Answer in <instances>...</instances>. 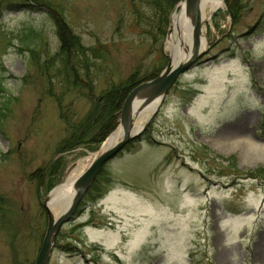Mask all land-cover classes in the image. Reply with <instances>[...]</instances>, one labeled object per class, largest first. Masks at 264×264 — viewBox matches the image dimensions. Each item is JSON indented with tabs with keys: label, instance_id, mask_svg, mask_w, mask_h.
Instances as JSON below:
<instances>
[{
	"label": "rangeland",
	"instance_id": "obj_1",
	"mask_svg": "<svg viewBox=\"0 0 264 264\" xmlns=\"http://www.w3.org/2000/svg\"><path fill=\"white\" fill-rule=\"evenodd\" d=\"M51 1L0 0V264H35L47 200L100 150L122 107L98 144L104 122L64 148L72 125L110 85L154 79L171 56L172 14L160 51L136 18L150 9L132 0ZM223 4L205 16V54L98 172L49 264H264V0ZM53 15L98 50L94 85L62 81Z\"/></svg>",
	"mask_w": 264,
	"mask_h": 264
},
{
	"label": "trees",
	"instance_id": "obj_2",
	"mask_svg": "<svg viewBox=\"0 0 264 264\" xmlns=\"http://www.w3.org/2000/svg\"><path fill=\"white\" fill-rule=\"evenodd\" d=\"M133 2L145 6L150 9L151 15L146 16L144 12L137 10L136 18L138 20H146L153 39V44L158 50L162 51V45L169 26L170 15L174 8L181 0H132ZM38 5H43L46 9H55L51 0H33ZM232 7V6H231ZM230 7L232 15L236 10ZM58 28V36L60 39L59 50L56 52V61L61 64L62 81L71 87L80 88L82 83L88 79L93 84V69L98 70L95 63L99 57L98 50L93 47H85L81 38L76 35L64 18L53 15ZM33 55L35 50L32 51ZM160 66L157 69L162 70L167 63V57L162 52ZM162 68V69H161ZM159 71V70H155ZM92 76V78H91ZM158 75H155L156 77ZM152 78V77H151ZM146 78L137 75H131L124 83L110 85L101 97L98 99L95 109L92 110L91 118L88 117L84 122L72 125L73 130L61 142L64 148H74L84 143L86 138L92 137L95 133L97 124L107 125L103 128L100 138L96 143L103 141L107 135L116 128L119 119V110L123 108V104L129 93L138 83ZM94 85V84H93ZM92 85V87H94ZM70 123V122H69ZM71 129V126H69ZM87 142V141H86ZM89 191L87 192V195Z\"/></svg>",
	"mask_w": 264,
	"mask_h": 264
},
{
	"label": "water",
	"instance_id": "obj_3",
	"mask_svg": "<svg viewBox=\"0 0 264 264\" xmlns=\"http://www.w3.org/2000/svg\"><path fill=\"white\" fill-rule=\"evenodd\" d=\"M186 0H181L175 7L172 12L176 11L178 5ZM224 1V0H222ZM193 2V20H194V28H193V37H192V48L190 53L181 60L179 63L174 65L172 63V59L170 56V61L163 70V72L156 78L145 81L137 85L133 90L129 93L126 98L123 108H122V116H121V124L123 126V134L122 137L114 143H109L106 146H101V150L99 155L92 161L86 172L80 178V185L75 195L73 196L71 202L67 206V208L62 212L61 215L55 217L53 212L48 208L47 202L45 204L46 213L48 217V224L46 233L38 253L35 264H49V259L54 247V243L59 231L62 229L63 225L68 222L74 214L76 213L80 202L85 196L88 189L92 186L96 175L101 170V168L112 158H114L118 153H120L130 141L135 139L140 135L141 131L146 128L147 125H144L139 132L135 133V117L137 114L135 108V102L143 95L145 92L151 89H163L162 96L160 101L154 108V114L151 117L150 121L153 119L159 108L161 107L163 100L171 88V86L177 81V79L189 70L193 65L196 64L197 61L202 58L205 54L206 50L199 51L200 42L202 39V24H201V10H200V2L201 0H192ZM172 21V16H171ZM171 33V29L169 30V34ZM138 110V109H137ZM113 132L106 138L103 142H107L109 138L112 136ZM102 144V145H103Z\"/></svg>",
	"mask_w": 264,
	"mask_h": 264
},
{
	"label": "bare ground",
	"instance_id": "obj_4",
	"mask_svg": "<svg viewBox=\"0 0 264 264\" xmlns=\"http://www.w3.org/2000/svg\"><path fill=\"white\" fill-rule=\"evenodd\" d=\"M222 0H201V24H202V39L200 42L199 51L205 50L208 45V39L205 32L204 19L206 14L216 11L222 7ZM193 2L192 0H186L178 5L176 11L172 15L171 21V33L168 37L167 48L171 52L172 63L176 65L183 60L190 53L192 48L193 37ZM163 89H151L145 92L135 102V108L137 111L135 117V133L139 132L144 126L149 114L153 108L156 107L162 96ZM141 105H148L146 111L138 109ZM138 109V110H137ZM123 134V126L120 123L119 126L113 131L112 136L102 146H106L109 143L117 142ZM101 150V149H100ZM100 150L91 153L89 156L82 159L76 169L71 172L67 179L54 189L47 202L48 208L53 212L55 217H58L67 208L71 202L73 196L80 185V178L86 172L92 161L99 155Z\"/></svg>",
	"mask_w": 264,
	"mask_h": 264
}]
</instances>
